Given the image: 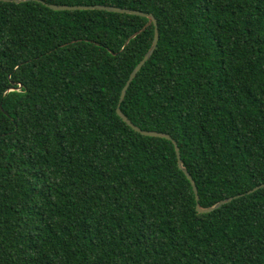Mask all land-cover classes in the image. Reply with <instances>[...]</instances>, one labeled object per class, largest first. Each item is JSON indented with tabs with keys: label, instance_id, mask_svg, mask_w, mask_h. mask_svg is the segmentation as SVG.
I'll use <instances>...</instances> for the list:
<instances>
[{
	"label": "trees",
	"instance_id": "1",
	"mask_svg": "<svg viewBox=\"0 0 264 264\" xmlns=\"http://www.w3.org/2000/svg\"><path fill=\"white\" fill-rule=\"evenodd\" d=\"M0 2V264H264V0ZM128 42V43H127ZM127 43V44H126Z\"/></svg>",
	"mask_w": 264,
	"mask_h": 264
},
{
	"label": "water",
	"instance_id": "2",
	"mask_svg": "<svg viewBox=\"0 0 264 264\" xmlns=\"http://www.w3.org/2000/svg\"><path fill=\"white\" fill-rule=\"evenodd\" d=\"M31 1L41 3L45 7H47L48 9H51V10L56 11V12H64V11H69V12H71V11H102V12H108V13L126 14V15L140 16V17L147 18L148 22H147L146 26H144L140 31H138L135 34H133L130 39H134L136 36L141 34L150 25H153L154 28H155L154 38H153L151 47L149 48L147 53L144 55L143 59L138 63V65L131 72V74H130L125 86L123 87V89L121 91L119 103H118V106L116 108L117 116L125 124H127L133 131H135L136 133H138V134H140V135H142L144 137L161 138V139H165V140H168V141L173 143V145L175 147L176 156H177L178 167L184 173V175L186 176L187 180L191 184V187H192V190L194 192L195 199H196V211L199 214L212 213V212L220 209L221 207L231 203L235 199H238V198L242 197V195H239V196H236V197L227 198L225 200H222V201L218 202L214 206H211V207H208V208H202L200 206V204H199L198 189H197L196 184L193 181L191 175L189 174V172L187 171V169L184 166V163H183V161L181 159L180 149H179L177 143L172 139V137L170 135H167V134H164V133H160V132L144 131V130L140 129L139 127L135 126L127 118V116L124 115V113L121 110V104H122V102H123V100H124V98L126 96L127 90L129 89L131 83L136 78L137 74L141 71L143 66L150 60V58L152 57V55L154 54V52H155V50L157 48V44H158V41H159V32H158V27H157V21H156V19L154 18L153 15H149V14H145V13H142V12H139V11H134V10H129V9H122V8H116V7H111V6H101V5H95V6H66V5L47 4V3H44V2H42L40 0H0V2L15 3V4H21V3H25V2H31ZM261 188H264V185L254 188L253 190L249 191L247 194L248 195L252 194V193H254L255 191H257V190H259Z\"/></svg>",
	"mask_w": 264,
	"mask_h": 264
}]
</instances>
